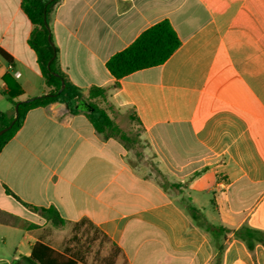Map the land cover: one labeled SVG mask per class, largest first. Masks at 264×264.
I'll use <instances>...</instances> for the list:
<instances>
[{
    "label": "crops",
    "instance_id": "1",
    "mask_svg": "<svg viewBox=\"0 0 264 264\" xmlns=\"http://www.w3.org/2000/svg\"><path fill=\"white\" fill-rule=\"evenodd\" d=\"M162 20L179 48L116 86L109 59ZM49 26L86 103L91 88L107 89L99 105L117 125L130 112L139 131L106 138L65 102L30 110L0 151V264H25L37 242L97 264L72 243L93 241L90 225L119 248L113 264H264V0H60ZM32 29L21 0H0V49L13 58L0 56L1 112L12 108L5 75L18 100L48 91ZM179 194L224 230L218 240ZM50 207L63 226L39 211Z\"/></svg>",
    "mask_w": 264,
    "mask_h": 264
},
{
    "label": "trees",
    "instance_id": "2",
    "mask_svg": "<svg viewBox=\"0 0 264 264\" xmlns=\"http://www.w3.org/2000/svg\"><path fill=\"white\" fill-rule=\"evenodd\" d=\"M60 0H21V6L24 13L32 23L33 29L29 38V44L37 55V61L40 71L44 77L48 91L38 97L27 100H18L22 94L21 86L13 81L9 75L3 77L8 90L4 92L8 102L12 105L10 112L0 111V130L8 127L15 119V106L20 103L19 115L12 127L0 136V151L5 144L14 137L17 131L22 127L27 113L38 107H45L53 103H67L70 112L76 114L85 111L95 130L103 134L106 138L120 137L127 143L131 141L124 132H121L119 126L110 116L108 110L100 106L96 100L106 99L107 89L94 87L90 89L88 103L83 99L81 90L71 84L67 76L62 72L58 65V49L53 43L50 30V17L55 6ZM51 36V42L49 37ZM181 42L176 31L168 20H162L146 29L132 44L124 50L114 54L107 62V68L111 75L116 79L115 85H119V80L136 71L156 67L165 63L179 48ZM0 56L8 63L13 64V58L4 50L0 49ZM64 83V89L61 90ZM162 187L177 188L180 185L170 184L164 180ZM185 209L191 215L197 226L203 227L214 234L216 240L223 229L210 224L206 218L190 200L185 204ZM42 215L51 220L55 226H63V219L58 210L54 207L41 208ZM87 220L75 224L74 230L81 229ZM93 229L92 240L99 237L108 241L106 236H101L100 232L90 225ZM218 255L221 256L223 247L216 245ZM120 250L116 246L111 247V254L105 264H113V258L119 254ZM22 261L25 264H78V260L70 256L67 252H59L47 244L37 242L29 257L23 256Z\"/></svg>",
    "mask_w": 264,
    "mask_h": 264
},
{
    "label": "rangeland",
    "instance_id": "3",
    "mask_svg": "<svg viewBox=\"0 0 264 264\" xmlns=\"http://www.w3.org/2000/svg\"><path fill=\"white\" fill-rule=\"evenodd\" d=\"M96 102L98 103V100H96ZM3 107H5V109L11 108V105L7 101H4ZM121 114L122 117L118 125L121 132H138L139 126L134 121V119H131L132 117L130 112L125 111ZM143 153L146 164L151 166L154 163L152 152L149 150V148H145ZM178 201L180 204L185 206L188 199H186L183 194H179ZM81 240L82 241L80 242L72 241V243L75 244V248H81L89 259H94V263L99 264L102 258L108 257L111 254V244L107 240L102 239V237H99L93 241L88 238L86 239L85 237H81Z\"/></svg>",
    "mask_w": 264,
    "mask_h": 264
},
{
    "label": "water",
    "instance_id": "4",
    "mask_svg": "<svg viewBox=\"0 0 264 264\" xmlns=\"http://www.w3.org/2000/svg\"><path fill=\"white\" fill-rule=\"evenodd\" d=\"M49 41L51 42V44H53L52 41H51V36L49 37ZM63 89H64V83L62 85L61 90H63ZM20 103L21 102L17 103L16 106H15V119L13 120V122L8 127L3 128L2 130H0V136H2L5 132H7L12 127V125L14 124L16 119L18 118Z\"/></svg>",
    "mask_w": 264,
    "mask_h": 264
}]
</instances>
